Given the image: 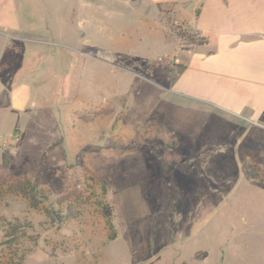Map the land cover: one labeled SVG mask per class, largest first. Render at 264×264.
Segmentation results:
<instances>
[{
  "label": "rangeland",
  "instance_id": "1",
  "mask_svg": "<svg viewBox=\"0 0 264 264\" xmlns=\"http://www.w3.org/2000/svg\"><path fill=\"white\" fill-rule=\"evenodd\" d=\"M147 2L19 0L38 33L7 45L0 162L36 183L38 202L0 187V241L14 227L0 264H202L197 250L204 264H264V131L172 111L161 84L180 47ZM15 83L29 88L22 111Z\"/></svg>",
  "mask_w": 264,
  "mask_h": 264
},
{
  "label": "crops",
  "instance_id": "2",
  "mask_svg": "<svg viewBox=\"0 0 264 264\" xmlns=\"http://www.w3.org/2000/svg\"><path fill=\"white\" fill-rule=\"evenodd\" d=\"M159 3L171 7L175 23L216 38L212 44L183 49L175 37L180 51L172 54L177 56L176 63L169 65V79L161 84L170 95L172 111L231 116L249 124L250 133L257 137L264 131V0H148L147 4L156 8L160 29L165 32ZM18 5L19 0H0V97L2 89L13 81L11 73L18 54L16 47L7 45L19 39V33H38L32 17L19 13ZM47 30L58 32L54 26ZM10 88V108L22 111L29 97L28 85L15 83ZM249 156L255 166L263 167L256 152L250 151ZM201 252L205 256L196 258ZM208 257L207 250L191 254L192 260L202 264Z\"/></svg>",
  "mask_w": 264,
  "mask_h": 264
},
{
  "label": "trees",
  "instance_id": "3",
  "mask_svg": "<svg viewBox=\"0 0 264 264\" xmlns=\"http://www.w3.org/2000/svg\"><path fill=\"white\" fill-rule=\"evenodd\" d=\"M159 10L163 11L165 15V36L170 37L171 35H175L181 44V48L187 49L193 46L197 45H206V44H212L215 42L216 38L213 34L201 31V32H191L185 27H183L180 24L173 25L170 22L169 17V8H163L167 5H161L160 3L157 5ZM152 65L146 64L145 69L149 71V68ZM9 156L2 152L1 154V162H0V187L6 186L8 190L18 193L22 195L25 198H28L31 200L32 203L38 202V193H37V187L36 183H30L29 180L20 178V177H14L11 175L9 171ZM245 169H247V175L250 179H256L258 178V175L255 171L250 170L249 166H244ZM103 215L105 217H110L112 214V207L105 204L102 208ZM14 236V227H10L5 233L4 238L0 241V244L8 243ZM205 252H201L200 254L196 255V258H201L205 256Z\"/></svg>",
  "mask_w": 264,
  "mask_h": 264
}]
</instances>
